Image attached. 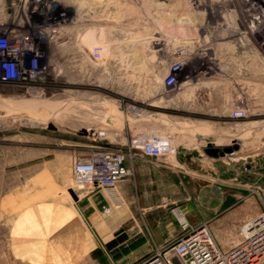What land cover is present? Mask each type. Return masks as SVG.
I'll list each match as a JSON object with an SVG mask.
<instances>
[{
    "label": "rangeland",
    "instance_id": "1",
    "mask_svg": "<svg viewBox=\"0 0 264 264\" xmlns=\"http://www.w3.org/2000/svg\"><path fill=\"white\" fill-rule=\"evenodd\" d=\"M79 1L0 0V43H13L30 27L48 28L55 38L47 47L54 51L49 70L23 79L42 85L0 82V163L8 178L3 191L18 188L22 136L46 129V121L41 127L31 122L23 100L59 99L46 113L63 110V69L70 57L73 69L83 63L78 75L72 72L78 127L71 132V180L56 193L66 194L93 231L88 199L96 197L100 218L110 206L98 197L100 189L75 182L73 168L79 160L119 153L129 170L122 195L152 240L150 249L137 253L120 230L102 242L107 248L91 252L88 264H139L151 254L165 255L181 234V219L205 227L221 251L231 249L241 225L264 213V0H232L227 11L212 8L210 0ZM96 117L103 121L93 122ZM151 135L170 141L173 152L144 153ZM58 141L42 144L47 151ZM144 187L154 190L149 203L141 198ZM11 220L0 219V264H25L14 256ZM159 230L169 233L154 243Z\"/></svg>",
    "mask_w": 264,
    "mask_h": 264
},
{
    "label": "crops",
    "instance_id": "2",
    "mask_svg": "<svg viewBox=\"0 0 264 264\" xmlns=\"http://www.w3.org/2000/svg\"><path fill=\"white\" fill-rule=\"evenodd\" d=\"M82 64L73 69L70 57L69 62L64 64L63 110L55 109L52 115L46 113L60 104L59 99L23 100V106L30 107L28 102H33L34 106L37 104V107H31V122L41 127L42 121H46V129L32 130L22 136L17 158L21 167H18V188L15 192L3 191L7 183L2 179L7 178V173H4L3 162L0 163V219L5 218L8 222V218L12 217L13 227L9 230L14 232V256L25 264H88L91 252L107 248L102 242L108 241L120 230L129 235L137 253L150 249L152 244L150 231L137 223L136 215L125 202L122 180L114 193L100 190L98 197L104 198L110 206L109 213L104 217L98 216L96 197L88 199V206L93 209V231L81 221V214L66 194L62 191L56 193L57 186L65 188L71 180V132L78 127L77 121L74 120L73 124L72 72L78 75L79 70L83 69ZM101 121L99 117L93 120L95 123ZM51 137L59 139L58 148H48L46 151L43 140ZM3 148H0L1 151ZM153 192L152 188L144 187L142 200L149 203ZM13 209L15 212H12ZM127 222L132 225L127 227ZM168 233V230L155 231L154 243H161Z\"/></svg>",
    "mask_w": 264,
    "mask_h": 264
},
{
    "label": "built area",
    "instance_id": "3",
    "mask_svg": "<svg viewBox=\"0 0 264 264\" xmlns=\"http://www.w3.org/2000/svg\"><path fill=\"white\" fill-rule=\"evenodd\" d=\"M30 28L24 34L15 35L13 43L7 39L0 43L1 81L26 73L22 63L23 55L28 51L33 53V58L27 60L30 66L28 75L40 74L45 69L40 61L43 58L41 43L54 40V35L45 27ZM167 142L161 136L151 135L141 148L147 155L163 157L170 151ZM122 161L121 154L112 152L101 153L92 160H79L73 168L74 180L91 190L114 193L117 184L129 174ZM179 222L181 234L169 245L167 253L161 256L151 254L139 264H264V213L246 220L239 228V240L226 251L215 245L205 227L190 224L184 219Z\"/></svg>",
    "mask_w": 264,
    "mask_h": 264
},
{
    "label": "flooded vegetation",
    "instance_id": "4",
    "mask_svg": "<svg viewBox=\"0 0 264 264\" xmlns=\"http://www.w3.org/2000/svg\"><path fill=\"white\" fill-rule=\"evenodd\" d=\"M14 37V36H13ZM13 41H14V39H13ZM50 41L49 40H45V41H43L42 43H41V46H42V54H43V58L40 60L41 61V63L43 64V65H45V69L42 71V73H44V72H46V71H48L49 70V68H48V63H47V61L49 60V56L51 55V53L53 54L54 53V51L53 50H51V49H47V47H49V45H48V43H49ZM33 58V53L32 52H30V51H28V52H26L24 55H23V59H24V62L22 63V66H23V69H25L26 70V73H22L21 75H17L16 77H12V78H9V79H7V80H5V81H1L0 80V82H2V83H11V84H19L22 88H28V89H31V88H34V87H36V86H38L39 87V85H42V82H27V81H25V82H23V79H33V78H40L39 76V73L37 74V75H32V76H29L28 75V71H30V66L28 65V62H27V60L29 59H32ZM7 60L8 61H11V59H10V57H7ZM51 65V64H50ZM17 70H19L18 68H17ZM27 76H26V75Z\"/></svg>",
    "mask_w": 264,
    "mask_h": 264
},
{
    "label": "bare ground",
    "instance_id": "5",
    "mask_svg": "<svg viewBox=\"0 0 264 264\" xmlns=\"http://www.w3.org/2000/svg\"><path fill=\"white\" fill-rule=\"evenodd\" d=\"M33 1V0H32ZM81 1V0H80ZM79 1V2H80ZM83 1V0H82ZM243 2H244V0H242ZM204 2H206V0H195V4H203ZM210 6L212 7V8H225V10L227 11V9L228 8H230V7H234V5L232 4V0H210ZM86 3V2H85ZM153 3V2H152ZM151 3V4H152ZM84 4V1L82 2V5ZM95 4V3H94ZM246 4V3H245ZM248 4V3H247ZM85 5V4H84ZM87 5V4H86ZM85 5V6H86ZM233 5V6H232ZM250 5H252V3H250ZM253 5H254V9L256 8L255 7V4H254V2H253ZM79 6H81V5H79ZM91 6H93V5H91ZM82 7V6H81ZM84 7V6H83ZM86 8V7H85ZM252 8V7H251ZM231 10H232V8H230ZM236 10V9H235ZM232 12V11H231ZM252 12V11H251ZM262 13V12H261ZM254 14V13H253ZM229 15H231L230 14V12H229ZM233 16H234V14H233ZM232 15H231V17H233ZM236 16V15H235ZM264 16V15H263ZM230 19V18H229ZM232 19H234V18H232ZM76 22V21H75ZM232 23V22H231ZM226 26V25H225ZM53 32V31H52ZM229 32H234L232 29H230V31ZM56 36V35H55ZM200 40H201V38H200ZM204 40V39H203ZM242 40V39H241ZM242 44V43H241ZM243 45V44H242ZM241 46V45H240ZM249 63V62H248ZM256 64V65H255ZM264 64V63H263ZM249 66V65H248ZM251 66V65H250ZM257 63H255L254 62V64H252V67H254V69H255V71H256V73L261 69H257V67L259 66H257ZM255 71H254V73H255ZM254 94V93H253ZM259 95H260V93H259ZM259 97V96H258ZM262 97V96H261ZM260 97V98H261ZM264 97V96H263ZM12 101V100H11ZM6 103V102H5ZM10 103V102H9ZM261 103V102H260ZM26 104H27V102H26ZM28 104H29V106L30 107H32L34 104L31 102V103H29L28 102ZM263 104V103H262ZM6 105V104H5ZM19 109V108H18ZM150 137V136H149ZM168 143V149L170 150L168 153L170 154V153H172L173 152V147H172V144H171V142L170 141H168L167 142ZM168 154V155H169ZM168 157H170V156H168Z\"/></svg>",
    "mask_w": 264,
    "mask_h": 264
}]
</instances>
